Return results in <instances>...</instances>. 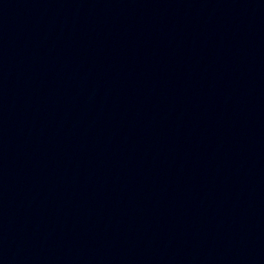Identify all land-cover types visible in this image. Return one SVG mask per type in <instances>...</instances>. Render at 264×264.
<instances>
[{"label": "water", "instance_id": "1", "mask_svg": "<svg viewBox=\"0 0 264 264\" xmlns=\"http://www.w3.org/2000/svg\"><path fill=\"white\" fill-rule=\"evenodd\" d=\"M264 53V0H0V173L152 89Z\"/></svg>", "mask_w": 264, "mask_h": 264}]
</instances>
